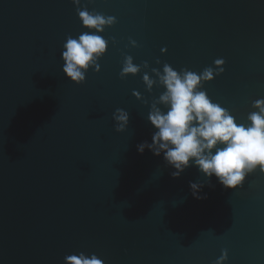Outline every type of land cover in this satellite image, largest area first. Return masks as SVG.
Here are the masks:
<instances>
[{
	"label": "water",
	"instance_id": "1",
	"mask_svg": "<svg viewBox=\"0 0 264 264\" xmlns=\"http://www.w3.org/2000/svg\"><path fill=\"white\" fill-rule=\"evenodd\" d=\"M77 8L116 19L81 84L61 59L66 38L87 31ZM126 56L140 71L122 77ZM165 63L212 67L200 90L248 124L264 99V0H0V264L79 252L103 264H215L225 250V264H264V172L226 189L195 166L173 178L163 153L137 150L152 142L153 107L168 110ZM118 108L129 114L122 132Z\"/></svg>",
	"mask_w": 264,
	"mask_h": 264
},
{
	"label": "clouds",
	"instance_id": "2",
	"mask_svg": "<svg viewBox=\"0 0 264 264\" xmlns=\"http://www.w3.org/2000/svg\"><path fill=\"white\" fill-rule=\"evenodd\" d=\"M73 3L78 4L79 0H73ZM77 13L87 31L76 38H66L61 59L64 61V75L81 84L85 82L89 68L98 67L95 62L107 51L108 41L99 34L116 19L90 12L87 8H77ZM224 63L223 59L214 61L216 66ZM139 71L140 66L133 64L131 56H126L120 75L123 77ZM218 74L212 67L197 73L187 68L177 71L165 63L163 73L158 75L166 89L160 96V102L168 110L164 113L153 107L148 115V121L156 129L152 142L137 145V150L143 154L147 147L155 156L163 153V159L174 169L171 173L173 178H179L188 167L195 166L209 179L214 176L224 188L235 189L253 170L259 168L264 172V99L253 102L252 107L256 111L248 114V124L238 123L226 108L213 102L206 91L200 90L203 82L213 80ZM143 80L149 87L154 83L147 74ZM114 119L117 121L115 130L122 132L128 124L129 114L118 108ZM202 187V184L190 182L194 198L206 199V195H200ZM227 258L225 250L215 264H225ZM64 262L103 264L96 254L89 256L84 252L67 255Z\"/></svg>",
	"mask_w": 264,
	"mask_h": 264
}]
</instances>
